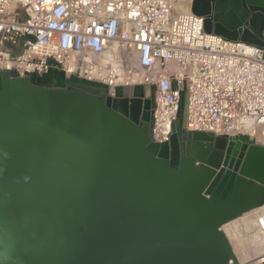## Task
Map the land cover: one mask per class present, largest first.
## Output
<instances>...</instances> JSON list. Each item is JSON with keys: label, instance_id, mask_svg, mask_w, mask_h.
Segmentation results:
<instances>
[{"label": "water", "instance_id": "water-1", "mask_svg": "<svg viewBox=\"0 0 264 264\" xmlns=\"http://www.w3.org/2000/svg\"><path fill=\"white\" fill-rule=\"evenodd\" d=\"M190 12L264 51V0ZM96 90L0 71V264H238L222 226L264 205V145L174 129L155 142L150 98Z\"/></svg>", "mask_w": 264, "mask_h": 264}, {"label": "built area", "instance_id": "built-area-1", "mask_svg": "<svg viewBox=\"0 0 264 264\" xmlns=\"http://www.w3.org/2000/svg\"><path fill=\"white\" fill-rule=\"evenodd\" d=\"M203 19L174 0H0V71L31 78L61 70L111 96L118 86L148 85L150 138L159 143L173 131L185 91L186 130H252L264 145V51L205 33ZM253 221L243 228L251 256L264 245V210ZM251 256L238 264L264 261Z\"/></svg>", "mask_w": 264, "mask_h": 264}, {"label": "rangeland", "instance_id": "rangeland-1", "mask_svg": "<svg viewBox=\"0 0 264 264\" xmlns=\"http://www.w3.org/2000/svg\"><path fill=\"white\" fill-rule=\"evenodd\" d=\"M30 80L32 82H35L36 84H40L42 86H51V87H63L66 84H77V85H88L98 88L100 87L105 88L102 84L85 81L75 77H71L67 79L63 71L53 70V69H51L48 73L40 77L32 76ZM131 95H138V96L140 95L145 98H150L153 101V94L148 85L118 86L115 88V96L117 97L131 96ZM174 129L178 133H184L186 131V92L185 91H183L181 95L179 110L176 115V119L174 121ZM253 215L254 213L252 211H248L242 214L241 216H239L238 220L236 218L230 222V223L236 222L235 223L236 227H233V229L235 230V233L237 234L238 238L241 240V243H239V247L236 248L237 252L239 251L238 252L239 255H241L240 250H246L245 245L243 243V228L246 222L249 223L251 220L254 219ZM236 234L234 235L235 237H237Z\"/></svg>", "mask_w": 264, "mask_h": 264}, {"label": "bare ground", "instance_id": "bare-ground-1", "mask_svg": "<svg viewBox=\"0 0 264 264\" xmlns=\"http://www.w3.org/2000/svg\"><path fill=\"white\" fill-rule=\"evenodd\" d=\"M176 3V7L179 8V10L182 11H187L190 10V0H174ZM178 5V6H177ZM177 8V9H178ZM246 133H249L250 135V139H260L261 136L263 135V133L261 132H253L252 130H247L245 131ZM264 210V205L254 208L250 211H252L254 213L253 217H255L257 215V213L259 211H263ZM238 220V218H237ZM232 221V220H231ZM231 221L225 223L222 226V230L225 232V234L227 235L232 247H233V251L236 255V259L238 262H241L242 259L244 258H248L249 256H251L246 250H240L241 255H239V251L237 252V247H239V243H241V240L238 238L237 234L235 233V230L233 229V227H236L235 223H230ZM253 225H254V221L251 220L249 223L246 222L245 224V229H253ZM236 234L237 237H235L234 235ZM252 238L257 239L256 238V234L252 235ZM256 251H254L253 253V257L256 259V261H261L264 260V245L263 246H259L257 249H255ZM255 254V255H254Z\"/></svg>", "mask_w": 264, "mask_h": 264}, {"label": "flooded vegetation", "instance_id": "flooded-vegetation-1", "mask_svg": "<svg viewBox=\"0 0 264 264\" xmlns=\"http://www.w3.org/2000/svg\"><path fill=\"white\" fill-rule=\"evenodd\" d=\"M38 85H40V84H38ZM46 87H51V86H46ZM64 87L68 88V89L76 88V89H78V90H80V91H82L85 94L90 95V96H94V97L99 96L98 91L96 90L97 87L88 86V85L66 84L63 87H58V88H64Z\"/></svg>", "mask_w": 264, "mask_h": 264}, {"label": "crops", "instance_id": "crops-1", "mask_svg": "<svg viewBox=\"0 0 264 264\" xmlns=\"http://www.w3.org/2000/svg\"><path fill=\"white\" fill-rule=\"evenodd\" d=\"M105 87V86H104ZM149 88H150V90L152 91V87H150L149 86ZM152 94H153V92H152ZM134 96H138V95H134ZM140 96V95H139ZM140 97H143V96H140ZM175 130V129H174Z\"/></svg>", "mask_w": 264, "mask_h": 264}]
</instances>
